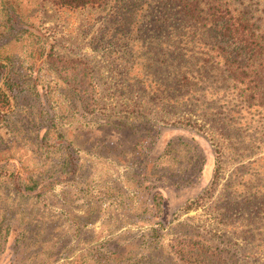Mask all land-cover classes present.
I'll list each match as a JSON object with an SVG mask.
<instances>
[{
    "label": "rangeland",
    "instance_id": "1",
    "mask_svg": "<svg viewBox=\"0 0 264 264\" xmlns=\"http://www.w3.org/2000/svg\"><path fill=\"white\" fill-rule=\"evenodd\" d=\"M190 2L0 0V264H264V105Z\"/></svg>",
    "mask_w": 264,
    "mask_h": 264
},
{
    "label": "trees",
    "instance_id": "2",
    "mask_svg": "<svg viewBox=\"0 0 264 264\" xmlns=\"http://www.w3.org/2000/svg\"><path fill=\"white\" fill-rule=\"evenodd\" d=\"M54 1L57 6L73 10L98 7L107 0ZM192 1L188 4L190 14L216 43V56L222 60L232 80L241 87L244 98L250 103L264 105V30L261 29V24L229 0ZM259 19L263 20L264 16ZM48 58L52 65L54 61ZM55 63V70L62 75V64L68 65L67 62ZM72 64L76 66L78 61H72ZM7 100L5 94L0 91V111ZM180 248L178 255L186 263L189 262L187 257L191 256L202 262L208 261V248L200 242L187 239Z\"/></svg>",
    "mask_w": 264,
    "mask_h": 264
}]
</instances>
